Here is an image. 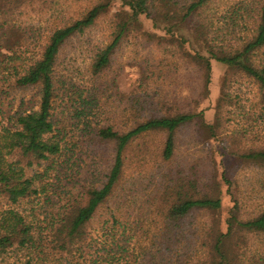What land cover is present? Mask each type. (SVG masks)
<instances>
[{
  "label": "rangeland",
  "instance_id": "obj_1",
  "mask_svg": "<svg viewBox=\"0 0 264 264\" xmlns=\"http://www.w3.org/2000/svg\"><path fill=\"white\" fill-rule=\"evenodd\" d=\"M97 1L0 0V55H5L0 58V127H12L16 114L38 109V90L18 89L15 80L38 59L56 29L80 19ZM251 1L212 0L194 20L205 28L204 42L232 51L250 39L254 18L238 4ZM109 10L86 33L71 39L59 56L54 119L64 147L59 170L63 186L17 209L37 224L54 215L66 187L78 194L99 184L111 167L114 147L100 146L88 130L112 126L126 132L150 116L203 111L205 123L217 125L214 135L197 122L180 129L169 161L162 157L164 132L131 143L113 197L89 223L86 243L69 255V264H109L108 254L113 264H201L213 230H226L234 196L240 219L249 221L264 211V170L244 166L237 158V153L264 146L262 94L245 73L214 59L206 92L201 67L184 57L196 51L206 54L191 29L182 26L176 34L168 33L163 24L155 29L146 16L139 18V33L132 31L116 49L110 69L93 78L90 67L111 41L114 15L131 14L122 0H112ZM181 38L184 42H177ZM225 175L234 186L225 182ZM170 184L165 204H160ZM194 187L220 196L222 208L170 219L176 191L192 193ZM6 208L0 200V211ZM239 254L242 264H264V233L243 234ZM10 257L13 263L16 255Z\"/></svg>",
  "mask_w": 264,
  "mask_h": 264
},
{
  "label": "trees",
  "instance_id": "obj_2",
  "mask_svg": "<svg viewBox=\"0 0 264 264\" xmlns=\"http://www.w3.org/2000/svg\"><path fill=\"white\" fill-rule=\"evenodd\" d=\"M111 1L98 0L80 19L56 29L38 59L18 75L14 82L15 87L21 90L37 89L40 98L37 110L18 113L14 126L0 127V200L7 205L6 209L0 211V264H69V255L71 256L74 248L82 246L88 239L89 223L98 210L110 201L120 184L125 170L124 154L134 140L145 134L164 132L166 141L162 157L169 161L175 156L176 134L180 129L197 122L201 127L207 128L212 136L215 133L217 125H207L203 111L197 114L183 111L172 116H150L136 122L126 132H119L112 126L90 129L86 134L96 139L100 146L114 147L111 167L99 184L78 194L66 187L65 195L54 215L37 224L27 221L17 209L23 202L41 200L42 196L52 191L58 192L63 186L59 170L64 147L62 140L56 135L54 119L61 83L57 71L59 56L71 39L86 33L110 12ZM211 1L122 0L131 14L123 11L114 15L111 41L95 54L90 67L92 77L97 78L110 69L116 49L132 31L139 33V18L146 16L154 23L155 29H161L160 25L163 24L162 29L168 33L176 34L177 29L182 26L191 29L196 39L205 47L206 54L196 51L194 54L184 53V57H189L201 67L206 92L211 83V60L214 59L251 78L258 85L264 104V0H252L247 5L244 3V6L243 3L238 4L240 11L243 9L247 16L254 18L255 27L251 38L232 51L207 45L204 42L205 28L194 23ZM178 40L177 42H184L182 38ZM4 56L0 55V58ZM6 59L8 57L5 62ZM100 90L103 89L99 88L98 92ZM143 108L141 104V110ZM237 154H240L237 155L240 164L264 170V146ZM223 179L234 186L226 175ZM167 190H171V184L166 188L160 204H165ZM175 197L169 210V218L173 220L187 217L194 211L215 213L222 208L220 196L202 194L197 191V187H194L192 193L185 194L178 189ZM233 201L225 222V232L213 230L212 244L207 245L208 250L200 261L201 264H242L239 252L243 234L264 233V211L249 221H244L240 219L237 196H234ZM12 254L16 258L13 263H9ZM111 256L107 255L109 264L114 261Z\"/></svg>",
  "mask_w": 264,
  "mask_h": 264
}]
</instances>
